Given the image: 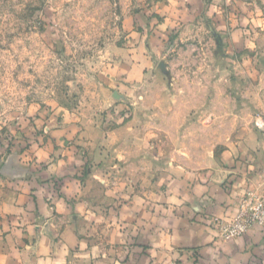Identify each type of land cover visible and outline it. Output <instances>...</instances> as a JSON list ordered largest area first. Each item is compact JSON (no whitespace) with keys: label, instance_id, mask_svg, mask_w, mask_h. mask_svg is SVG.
Returning <instances> with one entry per match:
<instances>
[{"label":"rangeland","instance_id":"1","mask_svg":"<svg viewBox=\"0 0 264 264\" xmlns=\"http://www.w3.org/2000/svg\"><path fill=\"white\" fill-rule=\"evenodd\" d=\"M182 1L0 0V141L72 117L88 144L68 145L115 181L207 166L264 129V0Z\"/></svg>","mask_w":264,"mask_h":264},{"label":"crops","instance_id":"2","mask_svg":"<svg viewBox=\"0 0 264 264\" xmlns=\"http://www.w3.org/2000/svg\"><path fill=\"white\" fill-rule=\"evenodd\" d=\"M74 121L0 141V264H264V226L225 240L216 223L264 184V129L207 166L129 164L110 181L95 149L68 145L88 144Z\"/></svg>","mask_w":264,"mask_h":264},{"label":"built area","instance_id":"3","mask_svg":"<svg viewBox=\"0 0 264 264\" xmlns=\"http://www.w3.org/2000/svg\"><path fill=\"white\" fill-rule=\"evenodd\" d=\"M216 223L219 236L225 240L243 236L253 228L264 226V184L257 189H247L233 219L218 218Z\"/></svg>","mask_w":264,"mask_h":264}]
</instances>
